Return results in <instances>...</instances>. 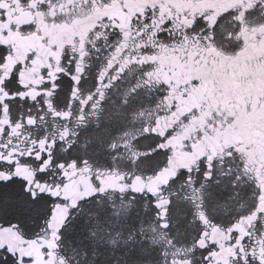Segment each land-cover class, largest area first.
Returning <instances> with one entry per match:
<instances>
[{"label":"flooded vegetation","instance_id":"obj_1","mask_svg":"<svg viewBox=\"0 0 264 264\" xmlns=\"http://www.w3.org/2000/svg\"><path fill=\"white\" fill-rule=\"evenodd\" d=\"M0 193V264H264V0H0Z\"/></svg>","mask_w":264,"mask_h":264},{"label":"rangeland","instance_id":"obj_2","mask_svg":"<svg viewBox=\"0 0 264 264\" xmlns=\"http://www.w3.org/2000/svg\"><path fill=\"white\" fill-rule=\"evenodd\" d=\"M118 102L117 104L115 105V109L116 110H119V111H123L124 113H122L123 115H125V107H124V100H119V97H118ZM114 114V113H113ZM133 151L131 153H129L130 156L133 155ZM149 255V251H145V252H142L140 250H136L134 252V250L132 251H126L125 254H124V257L123 259H125V261L129 262V263H132V264H136L137 262H141L142 260L146 259Z\"/></svg>","mask_w":264,"mask_h":264},{"label":"snow or ice","instance_id":"obj_3","mask_svg":"<svg viewBox=\"0 0 264 264\" xmlns=\"http://www.w3.org/2000/svg\"><path fill=\"white\" fill-rule=\"evenodd\" d=\"M0 197H3L4 199H8L6 194L0 193Z\"/></svg>","mask_w":264,"mask_h":264}]
</instances>
